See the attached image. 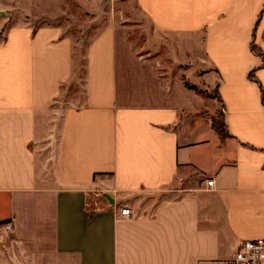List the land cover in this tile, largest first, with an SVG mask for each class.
I'll return each instance as SVG.
<instances>
[{
  "label": "crops",
  "instance_id": "1",
  "mask_svg": "<svg viewBox=\"0 0 264 264\" xmlns=\"http://www.w3.org/2000/svg\"><path fill=\"white\" fill-rule=\"evenodd\" d=\"M16 1L0 0V226H13L0 264H218L264 239V63L251 51L264 54V0H134L158 32L191 37L217 89L208 107L110 25L86 51L84 106L64 109L73 43L60 27L5 30ZM203 108L220 110L224 140Z\"/></svg>",
  "mask_w": 264,
  "mask_h": 264
},
{
  "label": "rangeland",
  "instance_id": "2",
  "mask_svg": "<svg viewBox=\"0 0 264 264\" xmlns=\"http://www.w3.org/2000/svg\"><path fill=\"white\" fill-rule=\"evenodd\" d=\"M9 27L22 23L34 30L42 27H60L62 35L73 43V66L69 81L61 86L54 106L58 109L84 106V80L86 51L92 40L107 26L120 27L131 53L139 60L158 62L159 74L167 82L178 84L199 95L208 107L211 99L217 100L215 83L206 80L207 68L201 52L192 49L191 37L158 32L142 15L134 0H101L94 8L89 0H21L7 5ZM4 32L0 35L3 41ZM255 53L261 50L255 45ZM264 63V61H263ZM207 103V104H206ZM199 116L211 123V117L221 124L220 110L212 115L206 108ZM218 264H234L233 258Z\"/></svg>",
  "mask_w": 264,
  "mask_h": 264
},
{
  "label": "built area",
  "instance_id": "3",
  "mask_svg": "<svg viewBox=\"0 0 264 264\" xmlns=\"http://www.w3.org/2000/svg\"><path fill=\"white\" fill-rule=\"evenodd\" d=\"M264 169V166H263ZM212 180L206 181V186L211 188ZM118 217L124 220L132 218L131 210L124 206L119 209ZM5 233L13 231V226L10 222H6L0 226ZM234 264H264V239L242 241L233 257Z\"/></svg>",
  "mask_w": 264,
  "mask_h": 264
},
{
  "label": "trees",
  "instance_id": "4",
  "mask_svg": "<svg viewBox=\"0 0 264 264\" xmlns=\"http://www.w3.org/2000/svg\"><path fill=\"white\" fill-rule=\"evenodd\" d=\"M251 51H253L254 53H255V51H256V47H255V45L252 43L251 44ZM258 54V53H257ZM261 58H262V60L264 61V54L263 53H261V54H258ZM249 78H253V73H250L249 74ZM215 117L214 116H212L211 117V128L217 133V135L219 136V138L221 139V140H224L225 139V137L227 136V133H225V126H224V124H223V121H222V119H221V124L218 126L217 125V123L215 122Z\"/></svg>",
  "mask_w": 264,
  "mask_h": 264
}]
</instances>
